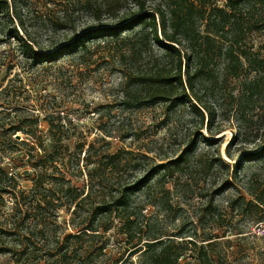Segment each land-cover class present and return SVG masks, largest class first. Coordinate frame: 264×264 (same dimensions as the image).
<instances>
[{"label": "rangeland", "instance_id": "1", "mask_svg": "<svg viewBox=\"0 0 264 264\" xmlns=\"http://www.w3.org/2000/svg\"><path fill=\"white\" fill-rule=\"evenodd\" d=\"M7 1L13 21L6 22L0 14V126L8 127L9 115L29 120L28 127L38 122L34 134L16 132L14 137L28 145L11 148L14 152L3 161L7 170L18 175L13 192L3 195V204L0 201V220L11 217L15 207L30 215V222L39 214L37 199L43 197H34L33 188L37 173L45 168H35L36 160L29 159L27 151L36 143L34 135L51 143L55 133L56 139L65 137L63 143L70 148L63 158L67 166L48 170L45 186L38 191L62 205L46 216L49 228L44 237L31 235L39 255L54 252L57 240L65 246V236L77 234L79 222L90 214L89 207L98 203L94 194L90 203L76 206L68 196L70 189L74 194L82 191L84 197L93 186L94 193L103 196L109 189L117 193L119 183L132 184L149 175L145 186L133 194L127 212H118L120 217L130 215L133 225L143 230L141 243L132 247L127 242L119 229L121 218L114 214L105 236L94 240L83 236L72 242L76 249L82 252L81 247H90L92 241L106 242V254L94 255L96 264H115L122 255L126 264H140L146 243L157 235L164 243L175 241L177 251L185 241L204 244L218 264H264V202L255 201L247 190L254 177V186L264 199V159L246 161L245 156L264 149V0H234L241 1L238 9L245 21L241 28L235 23L217 32L213 22L208 29L209 20L198 22L202 33L212 34L219 47L210 61L211 76L196 87L214 115L210 119L206 112L204 122L186 102L174 108L163 102L131 107L125 103L138 87V73L164 55L155 42L144 38L148 28L138 26L118 37L94 38L53 62L35 64L26 56L24 43L48 53L80 37L98 24L92 5L86 0ZM94 1L102 4L100 23L114 25L137 9L134 0H120L113 10L104 5L110 0ZM227 1L197 0L196 4L198 8L226 7ZM168 2L147 0V5L155 8ZM236 32L247 57H241L234 72L226 51ZM59 113L66 125L61 131H51L49 122ZM53 119L58 123V118ZM5 138L0 128V139ZM160 164L167 166L158 170ZM27 224L20 231H26ZM33 257L16 263L9 253L2 254L0 264H34ZM197 257L198 251L190 246L180 261L198 264Z\"/></svg>", "mask_w": 264, "mask_h": 264}, {"label": "trees", "instance_id": "2", "mask_svg": "<svg viewBox=\"0 0 264 264\" xmlns=\"http://www.w3.org/2000/svg\"><path fill=\"white\" fill-rule=\"evenodd\" d=\"M88 5H92L91 8L97 17V26L87 28V30L80 36L74 37L67 42L55 46L56 48L48 53L35 50L30 43H24L25 54L35 64L53 62L62 56L71 54L77 51L80 47L85 46L86 42L94 38L99 37H118L124 31L132 30L138 26H144L148 28V32L143 34L147 41H153L158 47L163 50L161 58L156 61H151L148 64V68L143 72H139L135 83L137 84L136 90L131 94L127 95L125 103L128 106H145L152 105L155 103L163 102L169 105L170 108H174L181 103H189L194 112L200 117L201 121L205 120V113L207 112L210 119H213V111L202 103L201 97L196 91L197 83L204 82L208 77L211 76L210 61L215 57V51L217 48V42L215 37L206 33H202L198 26L200 20H209L208 26L211 22L217 27V32L225 31L227 27L235 23L241 28L245 25L244 19L241 17L240 10L238 9L241 1L228 0L226 7H219L218 5H209L198 8L197 0H169L166 6H159L155 8H149L147 0H134L136 4V11L131 12L127 17L122 19L119 23L111 25L109 23H100L101 7L102 4L92 2V0H86ZM120 0L107 1V5L104 4L109 10L115 8L117 2ZM94 4V5H93ZM10 6L7 0H0V14L6 19V22L13 21V17L10 14ZM16 17L19 19V23L24 28V22L21 16L16 12ZM15 17V18H16ZM159 29L161 33H159ZM26 31V29H25ZM233 32V30H232ZM233 40L230 49L226 51V54L231 57V64L229 65L231 70L237 72L240 67L241 57H247V51L241 47V37L238 32L233 34L231 37ZM238 49V50H237ZM196 100L197 103L193 101ZM15 115V114H14ZM15 117V116H13ZM53 118H58V123H55ZM49 122L51 131H61L66 125L65 119L60 115L53 117ZM9 125L6 128L4 124L0 126L6 135L5 139H0V201L4 203L3 195L5 193H12L16 186L17 171H9L4 165L3 161L7 156H10L11 148L20 145H28L26 141L17 140L14 135L17 131H22L28 135L34 134L37 130V122L35 121L34 127L32 124L27 125L29 120L12 119L11 115L8 117ZM34 128V129H33ZM51 143H48L42 137L36 138V143L29 146L28 158L35 159L37 166L45 168L41 169L37 173L35 178V195L37 199V214L30 222V215H23L19 207H15L11 217L0 220V255L10 254L13 259H17L15 262H21L22 258L35 256L34 264H41L44 258L43 264H96L94 262V255H105L107 244L101 243L97 245L92 241V245L88 248L81 247L80 252L75 247V243L81 237L88 236L90 238L98 239L105 236L106 232L111 230L112 216L118 215V212H127L131 206V198L133 194L141 190L145 186V182L148 179H138L134 183H119L116 188L117 193H113V189H109L108 192H104L103 196L99 193H94L95 189L91 186L88 193L83 197V192L79 191L73 193L72 189L68 191L69 197H71V203L75 202L76 206H80L81 203H90V200L96 194L98 203L95 206L89 207V215L85 216L80 221L79 231L77 234H68L65 236L67 244L59 245V240L55 241L58 243V247L54 252L49 251L47 255H39L40 248L33 246V240L31 235H46V230L49 228V223H46V216L52 211H56L62 205L55 203L52 197H44L38 191L43 190L42 186H45L44 175L48 170H54L60 168L61 165L67 166V162L63 161L69 151L70 146L63 143L65 137H54ZM83 145V144H82ZM81 146V145H80ZM83 147L80 148V153ZM91 150L88 151V160L91 159ZM40 151V153H39ZM228 156H232L230 152ZM250 154V153H248ZM248 159L246 161L258 159H264V149L260 150L255 155H245ZM244 156V157H245ZM60 160V161H59ZM65 160V159H64ZM182 161V159H181ZM180 162V161H179ZM89 163H91L89 161ZM177 163V161H174ZM172 163V164H174ZM167 165H158V170H162ZM230 166V165H229ZM234 167V166H233ZM236 167V166H235ZM157 172V171H156ZM235 178V177H234ZM236 179V178H235ZM230 180V179H229ZM229 184H233L229 181ZM15 182V183H13ZM251 189H247L249 194L254 196L255 201L262 204L264 199L262 194L258 193L257 187L254 186V177L249 180ZM224 189L226 187H223ZM106 190V188H104ZM103 189V190H104ZM97 192V191H96ZM23 196V194H22ZM254 202V201H251ZM250 202V204H252ZM121 218V229L123 234L127 237V242L132 244V247H137L143 238L141 233L143 230L133 225L134 220L130 215H118ZM42 219H41V218ZM11 222V227H8V223ZM105 222H110L104 225ZM27 224L26 231H20L25 224ZM4 235V236H3ZM57 236L54 235V238ZM159 236H155L153 242L148 241L146 243L145 250L142 251L141 258L143 259L140 264H183L181 263V257L184 251L188 248H195L198 251V264H218L209 253L208 247L201 244L198 245L196 241H185V243H179L176 247L175 241L168 239L165 243L159 240ZM136 240V242H135ZM25 244V245H24ZM181 244H186L187 247H180ZM96 249H90L91 247ZM98 246V247H97ZM131 250V248H127ZM131 252L130 254L133 255ZM46 256V257H44ZM123 256V255H122ZM122 256L117 259L115 264H126L122 262Z\"/></svg>", "mask_w": 264, "mask_h": 264}, {"label": "water", "instance_id": "3", "mask_svg": "<svg viewBox=\"0 0 264 264\" xmlns=\"http://www.w3.org/2000/svg\"><path fill=\"white\" fill-rule=\"evenodd\" d=\"M17 138L19 139L20 138V135H17Z\"/></svg>", "mask_w": 264, "mask_h": 264}]
</instances>
